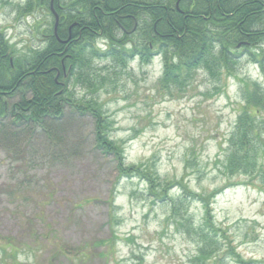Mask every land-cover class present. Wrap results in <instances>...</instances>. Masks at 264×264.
I'll return each instance as SVG.
<instances>
[{"label":"rangeland","instance_id":"1","mask_svg":"<svg viewBox=\"0 0 264 264\" xmlns=\"http://www.w3.org/2000/svg\"><path fill=\"white\" fill-rule=\"evenodd\" d=\"M25 1L0 0V30L21 55L45 47L35 35V19L43 26L53 19L49 14L18 15L17 5ZM104 43L97 46L104 50ZM109 63L96 60L94 65L101 69ZM162 72L159 56L149 65L136 59L99 92L112 122L110 137L123 144L127 164L146 166L163 183L183 179L190 192L211 194L228 183L220 169L244 105L240 81L250 79L264 88V76L247 56L239 61L235 77L198 70L181 87H163L158 83ZM69 93L86 95L71 87ZM22 94L27 96L19 89L2 98L6 110ZM93 133V119L69 108L61 119L39 126L14 123L9 114L0 119V264H9L1 257L8 245L19 249V264H194L201 246L183 234L184 221L183 227L174 226L169 205L153 204L143 180L118 179L112 157L95 149ZM251 133L260 135L256 159L264 166V109ZM248 181L231 179L236 186L214 198L211 215L236 254L262 261L264 187ZM111 192L113 226L108 223ZM178 196L171 191L172 198ZM202 215L201 204L192 201V223L199 224ZM109 241L114 251L104 258L100 254Z\"/></svg>","mask_w":264,"mask_h":264},{"label":"trees","instance_id":"2","mask_svg":"<svg viewBox=\"0 0 264 264\" xmlns=\"http://www.w3.org/2000/svg\"><path fill=\"white\" fill-rule=\"evenodd\" d=\"M50 2L26 0L17 5L16 11L24 18L53 16ZM52 8L59 18L56 36L54 17L50 25L43 21V26L37 19L33 22L35 35L45 44L41 50L31 48L21 55L0 30V91L7 93L0 94V119L9 114L14 123L39 126L46 120L61 119L65 108L90 116L94 121V147L112 157L117 178L146 182L147 198L153 204L165 201L169 205L168 218L174 226L183 227L182 221L187 225L183 234L201 246L194 264H264V260H244L236 254L227 232L215 226L211 215L214 198L236 186L230 182L234 177H247L249 183L264 187V166L256 159L260 135L251 133L264 109L260 83L240 81L244 105L220 169L228 183L208 195L190 192L183 179L163 183L146 166L127 164L125 148L110 137L112 122L98 100L99 92L112 84V76L125 72L136 59L141 65H149L154 56L162 59L158 83L163 87H181L198 70L235 77L242 56H247L264 76V0H52ZM68 38L67 43L60 42ZM100 40L105 42L104 50L97 46ZM96 60H109V67L98 69ZM57 72L60 75L55 80ZM70 87L84 90L86 95L76 98L69 93ZM19 89L27 96L22 94L20 101L6 110L1 99ZM188 167L187 162L184 169ZM174 189L177 198L171 197ZM111 193L108 223L113 226L115 195ZM192 201L203 209L197 225L188 216ZM107 244V250L100 254L104 258L114 251L113 242ZM18 251L13 245L3 248L4 263L19 264Z\"/></svg>","mask_w":264,"mask_h":264},{"label":"water","instance_id":"3","mask_svg":"<svg viewBox=\"0 0 264 264\" xmlns=\"http://www.w3.org/2000/svg\"><path fill=\"white\" fill-rule=\"evenodd\" d=\"M50 11H51V13L53 14V17H54V27H53V31H54V35L56 36V30H57V26H58V23H59V18H58L57 14L54 12V10L52 8V0L50 2ZM71 28H72V26L69 28V32H70V29ZM69 38L66 41H60V42L63 43V44H65V43H67L69 41Z\"/></svg>","mask_w":264,"mask_h":264},{"label":"flooded vegetation","instance_id":"4","mask_svg":"<svg viewBox=\"0 0 264 264\" xmlns=\"http://www.w3.org/2000/svg\"><path fill=\"white\" fill-rule=\"evenodd\" d=\"M56 74H57V73H56ZM57 75H58V77H59L60 73L58 72ZM64 78H66V74H64ZM16 84L18 85V83H16ZM0 94H4V95H5V94H7V93L0 91ZM4 97H9V96H3V98H4Z\"/></svg>","mask_w":264,"mask_h":264}]
</instances>
